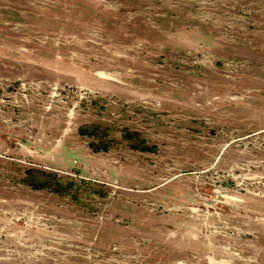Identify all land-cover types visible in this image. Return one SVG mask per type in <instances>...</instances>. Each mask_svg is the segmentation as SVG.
<instances>
[{"label":"rangeland","instance_id":"374dc122","mask_svg":"<svg viewBox=\"0 0 264 264\" xmlns=\"http://www.w3.org/2000/svg\"><path fill=\"white\" fill-rule=\"evenodd\" d=\"M0 264H264V0H0Z\"/></svg>","mask_w":264,"mask_h":264},{"label":"trees","instance_id":"16d2710c","mask_svg":"<svg viewBox=\"0 0 264 264\" xmlns=\"http://www.w3.org/2000/svg\"><path fill=\"white\" fill-rule=\"evenodd\" d=\"M82 133H86L84 131H82ZM106 146H104L103 148H101L102 150L106 149ZM37 174V178H41L42 180H40L39 182H37V184H34L33 181H31L32 185H35V187L38 188H49V189H55V186H53L54 182L50 181L51 177H55L54 174L51 173H47L45 171H36L34 170ZM29 173H34L33 171H29ZM56 175V174H55Z\"/></svg>","mask_w":264,"mask_h":264}]
</instances>
